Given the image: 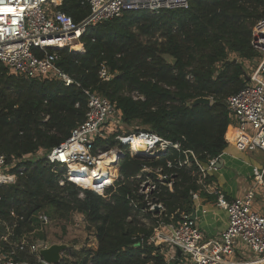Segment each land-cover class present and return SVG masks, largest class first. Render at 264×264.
I'll use <instances>...</instances> for the list:
<instances>
[{
  "label": "trees",
  "instance_id": "trees-1",
  "mask_svg": "<svg viewBox=\"0 0 264 264\" xmlns=\"http://www.w3.org/2000/svg\"><path fill=\"white\" fill-rule=\"evenodd\" d=\"M60 10L79 23L90 6L87 0H64ZM263 17L264 0H191L188 9L126 11L87 30L85 53H59L58 67L75 82L69 87L17 75L0 63V156L10 161L29 156L18 165L27 167L24 176L0 186V239L9 236L2 246L8 250L10 243L39 230L42 213L50 221L79 213L94 229L97 248L72 249L59 264H180L149 239L160 222H177L182 213L194 212L193 193L217 201L218 195L207 192L215 179L203 178L196 160L206 165L229 145L228 99L247 85L239 59L258 56L252 37ZM103 65L113 76L109 81L100 76ZM85 90L114 103L121 124L137 122L141 131L179 149L132 156L115 135L98 139L97 146L125 151L117 164L119 180L104 195L72 181L61 186L54 166L35 157L59 147L84 121ZM199 98H210L211 104L192 105ZM144 168L152 172L142 174ZM160 169L171 178L172 190L158 179ZM147 178L157 186L148 201L140 194ZM148 202L162 205L163 212H150ZM19 259L36 263L37 256L25 251Z\"/></svg>",
  "mask_w": 264,
  "mask_h": 264
},
{
  "label": "built area",
  "instance_id": "built-area-1",
  "mask_svg": "<svg viewBox=\"0 0 264 264\" xmlns=\"http://www.w3.org/2000/svg\"><path fill=\"white\" fill-rule=\"evenodd\" d=\"M190 1L87 0L90 13L76 23L60 10L64 0H0V63L17 75L59 80L69 87L75 82L58 67L59 53L66 49L72 53H85L83 37L90 27L121 17L126 11L158 13L164 9H188ZM252 45L262 59L253 72L246 74L247 85L228 99L233 122L228 126L226 140L242 153L257 152L264 157V17L254 27ZM100 76L105 81L113 78L105 65ZM85 94L88 104L84 121L59 147L48 152L40 151L37 155L46 158L54 166L56 174L63 171L59 179L61 186L72 181L84 189H93L104 195L108 185L119 180V169L115 163L125 155V151L118 146L108 149L97 146L98 139L108 140L115 135V140L132 156H157L170 148L179 149L178 144L154 132L119 134L114 127L121 121L118 119L121 112L116 105L96 91L85 90ZM28 157L10 161L6 156H0V186L13 185L24 176L27 167L18 165ZM219 160L212 159L206 165L196 160L203 178L217 170ZM71 163L83 165L86 170L71 172ZM151 172L150 168H144L142 174ZM157 173L158 179L167 182L172 190L171 178L160 174L161 169ZM142 174L138 178H143ZM254 176L257 185L264 186V164L262 168H254ZM156 188L155 182L147 178L140 194L145 195L148 201ZM209 188L207 192H210ZM216 194L217 206L228 215L227 227L219 237L206 240L196 216L193 218V212L189 215L182 213L177 222H160L154 228L149 243L160 247L168 260H179L180 264H264V209L262 212L254 211L255 192L250 190L233 200H228L224 194ZM192 199L196 206L201 200L200 193H193ZM148 205L150 212H163L160 204L148 202ZM39 219L43 225L50 222L45 213L40 214ZM3 241L9 242V237L0 239V264H46L40 255L43 245H30L23 240L10 243V249L6 250L2 246ZM25 251L36 254V263L19 259L20 253ZM238 252L244 256L247 254L246 257L251 254L252 259L233 260Z\"/></svg>",
  "mask_w": 264,
  "mask_h": 264
},
{
  "label": "rangeland",
  "instance_id": "rangeland-1",
  "mask_svg": "<svg viewBox=\"0 0 264 264\" xmlns=\"http://www.w3.org/2000/svg\"><path fill=\"white\" fill-rule=\"evenodd\" d=\"M261 59L262 57L258 54V56L252 60L240 59V61L244 65L247 74H250L254 71V69H256ZM118 119L120 120L121 118ZM114 127L117 128L116 130L121 132L120 134H129L132 132L141 131L143 129V127L137 122L126 125L125 123L121 124L120 121L117 123V127L116 125ZM39 157L42 156H36L35 158L37 159ZM262 159L263 158L257 154H252V156L249 155V157L246 155H241L237 158L235 164L238 167L243 166L242 173L247 174V171H252L253 163L258 164L259 168H262L264 164L263 161L261 164ZM242 163L246 165H243ZM62 172L63 171H58V179L61 178ZM252 182V184L246 186L247 188L245 193H248L250 190L255 192L256 197L254 200L253 209L254 211L262 212L264 209V186H258L254 178ZM9 231L12 230L9 229ZM23 240H25L30 245L35 243L43 245L44 247L40 248V251L44 248L47 249V247L50 248L53 245H64L66 249L62 253V258H65L66 254L72 249H82L83 247H90L94 249L98 244L94 229L88 224L86 218L79 213H74L68 218V220H52L47 225L41 224L39 230L32 234H26L22 241ZM34 255L36 256V254Z\"/></svg>",
  "mask_w": 264,
  "mask_h": 264
},
{
  "label": "crops",
  "instance_id": "crops-1",
  "mask_svg": "<svg viewBox=\"0 0 264 264\" xmlns=\"http://www.w3.org/2000/svg\"><path fill=\"white\" fill-rule=\"evenodd\" d=\"M231 59L237 60V57L234 55ZM240 60V59H239ZM257 154L258 156L263 157L262 154L256 152L242 153L236 149V147L229 143L228 147L220 157L222 160L221 166L217 170L211 171L209 174L215 179L212 186H210V195L216 194V192L224 194L228 200H233L235 198H241L246 193V186L252 184L254 176V168L259 167L258 164H252V171L247 174L242 173L243 166L238 167L235 164L237 158L241 155H246L249 157ZM261 160L264 162V160ZM243 164V163H242ZM246 165V164H243ZM251 167V168H252ZM217 197V194H216ZM194 214L196 216V222L199 225L201 231L204 234L206 240L210 238H217L220 234L226 229L228 223L227 212L219 208L216 204L215 198H202L196 204H194ZM97 248V246H96ZM94 248V249H96ZM247 256V254H246ZM240 252L236 254L233 258L235 261L239 260H250L252 259L250 255L246 257Z\"/></svg>",
  "mask_w": 264,
  "mask_h": 264
},
{
  "label": "water",
  "instance_id": "water-1",
  "mask_svg": "<svg viewBox=\"0 0 264 264\" xmlns=\"http://www.w3.org/2000/svg\"><path fill=\"white\" fill-rule=\"evenodd\" d=\"M236 63L237 60H234ZM175 64L176 61L173 60ZM211 99L210 98H199L192 102V105H210ZM222 160L218 162V168L221 166ZM118 162L115 163L117 165ZM100 183V182H99ZM195 218V214L193 215ZM66 247L64 245H53L50 248L43 249L40 251V255L46 264H59L62 260V253L65 251Z\"/></svg>",
  "mask_w": 264,
  "mask_h": 264
},
{
  "label": "bare ground",
  "instance_id": "bare-ground-1",
  "mask_svg": "<svg viewBox=\"0 0 264 264\" xmlns=\"http://www.w3.org/2000/svg\"><path fill=\"white\" fill-rule=\"evenodd\" d=\"M70 166L71 167L69 168V170L71 172H76L77 173V172H84L86 170L83 165L71 163Z\"/></svg>",
  "mask_w": 264,
  "mask_h": 264
},
{
  "label": "snow or ice",
  "instance_id": "snow-or-ice-1",
  "mask_svg": "<svg viewBox=\"0 0 264 264\" xmlns=\"http://www.w3.org/2000/svg\"><path fill=\"white\" fill-rule=\"evenodd\" d=\"M7 11H12L11 9H7Z\"/></svg>",
  "mask_w": 264,
  "mask_h": 264
}]
</instances>
